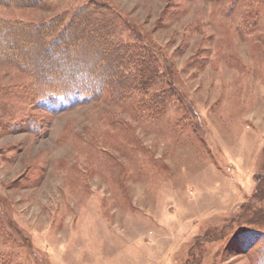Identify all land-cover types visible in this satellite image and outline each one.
<instances>
[{
    "label": "rangeland",
    "instance_id": "obj_1",
    "mask_svg": "<svg viewBox=\"0 0 264 264\" xmlns=\"http://www.w3.org/2000/svg\"><path fill=\"white\" fill-rule=\"evenodd\" d=\"M0 21V264H264V0H0ZM85 22L124 89L67 107L4 45Z\"/></svg>",
    "mask_w": 264,
    "mask_h": 264
},
{
    "label": "trees",
    "instance_id": "obj_2",
    "mask_svg": "<svg viewBox=\"0 0 264 264\" xmlns=\"http://www.w3.org/2000/svg\"><path fill=\"white\" fill-rule=\"evenodd\" d=\"M0 23L6 24L3 21ZM48 26L41 24L27 30L28 33L33 34L27 41L29 45L23 50L29 53L28 59L21 58V48L13 46L10 48L7 43L4 47L11 52L13 58L23 64H25L24 60L28 61L39 81L45 85L52 83L60 86L67 94L65 106L94 99L105 86L116 88L119 92L123 91L121 74H117L118 67H110L111 63L117 66L114 50L111 49L112 46L108 48L101 44L104 37L96 27L88 22L77 24V27L69 33L55 35L44 44L41 38L37 40L36 37H41ZM84 44L91 45V48L93 46L92 53L88 57L77 54L78 50L83 52ZM59 52L64 54V59L58 56ZM65 106L61 108H66Z\"/></svg>",
    "mask_w": 264,
    "mask_h": 264
}]
</instances>
